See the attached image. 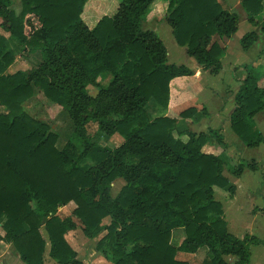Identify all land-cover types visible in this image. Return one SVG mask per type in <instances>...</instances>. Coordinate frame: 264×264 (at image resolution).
<instances>
[{
	"label": "trees",
	"instance_id": "1",
	"mask_svg": "<svg viewBox=\"0 0 264 264\" xmlns=\"http://www.w3.org/2000/svg\"><path fill=\"white\" fill-rule=\"evenodd\" d=\"M104 1L20 0L16 12L12 0H0V26L7 33L0 32V106L5 109L0 112V239L25 264H44L45 253L57 264H86L66 238L77 228L88 239L104 231L95 250L110 264H190L177 253L200 249L206 250L202 264H228L226 256L234 264H249L251 247L264 246V239L229 231L216 190L229 199L236 185L224 174L222 154L203 150L206 144L225 148L223 136L211 127L189 128L191 118L206 114L205 107L163 114L172 79L193 71L168 62L162 39L143 28L151 12L161 19V10L153 11L164 2L162 18L176 43L216 75L223 67L224 40L238 29V14L219 0H119L108 14ZM263 2L239 0L248 22L259 25L241 36L243 49L264 34ZM10 43L39 51L38 65L9 72L15 60ZM260 77L248 70L240 78L229 115L231 130L251 148L264 140L254 122L264 113ZM89 86L98 87L95 95ZM34 88L66 110L74 125V136L61 149L48 124L22 107ZM150 105L158 115L149 112ZM89 124L96 127L93 134L87 132ZM98 134L122 140L107 146L95 139ZM245 169L256 171L260 164L238 159L228 167L237 178ZM116 179L124 183L112 196ZM70 204L71 211L61 214ZM260 210L264 216V207ZM177 227L184 229V238L174 245Z\"/></svg>",
	"mask_w": 264,
	"mask_h": 264
},
{
	"label": "rangeland",
	"instance_id": "2",
	"mask_svg": "<svg viewBox=\"0 0 264 264\" xmlns=\"http://www.w3.org/2000/svg\"><path fill=\"white\" fill-rule=\"evenodd\" d=\"M165 0H156V2H162ZM221 4L224 7H228L231 11H235L238 13L240 11V3L239 0H219ZM106 3V10L109 12L106 13H112L119 2V0H106L104 1ZM90 1H88L85 4L84 10L87 9L88 4ZM98 5H102L103 0L101 2H97ZM104 3V4H105ZM154 6V5H153ZM153 6L151 9H153ZM165 3L163 2V5L161 3H158L155 5V10L160 11L161 15L160 18L156 17V21L151 22V15H147V20L143 23V28H148L154 30L157 35L162 39L163 43L166 46L167 49V57L168 62L175 63V64H185L187 67H189L191 70L193 69V74L196 73V78H187L185 80V84L181 87L182 90H186L187 87H189V84H193L194 88L197 84H202L204 87V91L197 94H199V98L201 100L207 99L210 100L211 103L206 105L209 108V111L206 112V114L198 113L193 117V121L191 123L199 122V120L204 116V124L201 126H197L194 124L190 129H194L200 132L206 131L207 128L212 127L217 129L219 132H221V135L223 136L224 140L228 142L226 144L225 148H220L216 146L218 153L222 154V156L226 159L227 165L226 169L224 170V174L228 177L229 180H231L234 184H236V191L232 198L224 199V190L217 189L216 191V198L219 199L222 202L224 214H225V220L227 221V226L230 232H232L235 235L241 236L245 232H249L261 239H264V216L262 214V211L260 208L264 207V160L261 159V161H258L259 154L257 148H251V147H244V150L239 154V159L244 160H251L255 159L260 164V169L256 171H250L248 169H245L244 172L240 177H234L232 176L229 171L228 167H232L233 165L237 164L238 159L236 156V148H238V145L241 144L239 140L235 139V134L233 131L228 127L227 119H228V112L232 108L234 104L233 100V93L235 91V79L237 77H244L248 70H254V72H257L258 74L264 73L263 68L257 67L254 69L255 62H257V58L264 59V34H260V38L253 43V45L249 48L248 58L244 61L243 65H240L238 67L237 72H235V67L232 68V65H235V58L227 56L224 60V65L226 66V69L224 72H222V75L220 77H215V75H211L208 72L204 71L203 69H199V65L195 61L193 57H190L187 55L186 51H183L182 46H179L171 32V27L166 23L164 18V8ZM11 7L18 12L20 10V0H12ZM99 13V12H98ZM163 14V15H162ZM97 15V14H96ZM153 16V15H152ZM1 22V20H0ZM238 33L240 34L243 30V23H241L238 26ZM258 30V29H257ZM0 32L7 35V33L1 28L0 26ZM233 43H231L230 47V54L232 55L235 51V34H233ZM230 44V43H229ZM10 47L14 49L15 52V60L8 68L9 72H14L16 70H27L30 68H33L38 65L40 61V53L37 52H27L23 51L19 48V45L16 46L14 43H10ZM230 60V62H229ZM232 61V62H231ZM264 64V60L261 63ZM238 65V63H237ZM199 66V67H198ZM253 67V68H252ZM223 71V70H221ZM220 71V72H221ZM219 72V73H220ZM192 74V75H193ZM106 82H102L104 84ZM198 85L196 89H199ZM98 90L97 86H89L88 92L91 95H95ZM189 93H192V89L188 88ZM206 91V92H205ZM218 97L222 99L223 101V107H221L220 102L218 101ZM216 100L218 101L217 104ZM196 101V100H195ZM195 101H190L185 104H183L181 109L194 105ZM207 104V102H206ZM22 107L25 110V112L31 116L32 118L45 122L48 124L50 129L57 134V142L56 146L61 149L64 144L74 136V125L66 112V110L62 109L59 105L53 104L52 102L48 101L42 93L37 89H33V94L31 97H29L27 100H25L22 103ZM221 107V108H220ZM149 112L152 113L153 116L158 115V109L155 110L153 105H150L148 107ZM5 109L0 106V112H4ZM166 115L165 113H163ZM262 114V117L264 119V113ZM260 121V120H259ZM190 124V123H188ZM96 130V127L94 124H89L87 126V132L89 134H93ZM177 135V133H175ZM185 139V137H182ZM95 139L100 142L101 144L107 145V146H116L120 143L122 140L120 136L114 134L112 136H106L102 134H98V136L95 137ZM242 146H244V143H242ZM214 149V148H213ZM213 151H216L215 149ZM262 162V163H261ZM123 181L121 179H116L111 183V194L114 196L116 192L119 190L120 186L123 185ZM72 204L66 205L65 207L60 208L61 214H66L71 211ZM44 233V230H43ZM3 234L2 229L0 228V237ZM104 234V231L99 234L97 237L93 238L92 241H85L84 244H87L89 242V246L93 245L94 243H97L98 239L102 237ZM45 235V234H44ZM184 237V229L182 227H177L172 230L171 235V242L174 245L180 244L181 240ZM67 240L70 242V244L73 247H77L79 244L80 239L86 238L83 234L81 229L77 228L75 230H70L66 234ZM80 245V247H83V245ZM2 245H0L1 247ZM48 249V244H47ZM96 255H99L100 258H105L106 262L110 264V260L102 255L101 252L96 250ZM205 249H200L196 253H186V252H178L177 258L181 260L188 261L190 264H202V260L205 256ZM16 252L13 250V248L10 246L8 254L10 255L9 258H11V254ZM251 259L249 264H264V246L262 245H256L251 247ZM45 261L46 264H56L54 261L51 260L45 253ZM97 258V257H95ZM226 261L228 264H234V260L232 256H226ZM93 261V260H92Z\"/></svg>",
	"mask_w": 264,
	"mask_h": 264
},
{
	"label": "crops",
	"instance_id": "3",
	"mask_svg": "<svg viewBox=\"0 0 264 264\" xmlns=\"http://www.w3.org/2000/svg\"><path fill=\"white\" fill-rule=\"evenodd\" d=\"M239 2V1H238ZM263 5H264V2H263ZM231 9V8H230ZM240 11H238V16H239V23H238V26L241 24V23H243V30H242V32L239 34L238 33V30L235 32V51H234V53L231 55L230 53V47H231V43H233L232 41L234 40L233 39V36H231L230 38H227V39H225L224 40V45H225V53H224V55L222 56V59H221V61H222V64H223V67H222V69L221 70H223V71H221L220 73H218V74H216L215 75V77H220V75H222V72H224V70L226 69V66L224 65V60H225V58L227 57V56H229V57H234L235 58V65H232V68H234L235 67V72H237L238 70H236V69H238V67L240 66V65H243L244 64V61L248 58V53H249V48L248 49H243L242 47H241V45H240V42H239V40H240V38H241V36L244 34V33H246V32H248V31H250V30H257L258 28H259V25H256V26H254V25H252L251 23H249L248 22V20H247V15H246V13L244 12V10L242 9V7L240 6ZM154 14V13H153ZM152 14V15H153ZM151 15V14H150ZM151 15V17H150V19H151V22L152 21H156V17H154V16H152ZM230 43V44H229ZM183 49V51H186V48L185 47H182ZM257 59V62L258 63H256L255 62V67L257 66V67H262L263 68V70H264V64L262 65L261 63H262V61L264 60H261L262 58H259L258 59V57H256ZM229 62H230V60H229ZM232 62V61H231ZM237 63H238V65H237ZM199 67V66H198ZM199 69H201L200 67H199ZM192 71H194L193 69H192ZM190 77H192V78H196V73H194L193 75H190V76H181V77H176V78H174V79H172V81L170 82V99H169V104H168V107H167V110H166V114H168V115H170V116H175V115H177V113L181 110V106L183 105V104H185V103H187V102H190V101H195V103H194V105H196L197 107H205L206 108V111L208 112L209 111V108H208V106H206V105H208V104H210L211 103V101L210 100H207V99H203V100H201L200 98H199V94H197V92H199V93H201V92H203L204 91V87L202 86V84H197L196 86H195V88H194V85H195V83H193V84H189V87H187V89L186 90H182V86L185 84V80L187 79V78H190ZM240 78H242V77H237L236 79H235V91L237 90V88H238V86H239V83H240ZM197 79V78H196ZM259 84L260 85H263L264 86V73H261V77H260V79H259ZM198 85H201V86H199V89L197 90L196 89V87L198 86ZM188 88L189 89H192V93H189V91H188ZM203 91H202V90ZM235 91H234V93H235ZM206 92V91H205ZM234 93H233V97H234ZM232 97V98H233ZM218 101L220 102V105H221V107H223L224 105H223V101H222V99H220L219 97H218ZM218 101L216 100V103L215 104H217L218 103ZM206 102H207V104H206ZM233 106H234V104H233ZM233 106H232V108L229 110V112H228V119H227V123H228V127H230V122H229V115H230V113H231V111L233 110ZM220 107V108H221ZM264 115V114H263ZM204 116L199 120V122H196L195 121V123H190L189 124V127L191 128L192 126H194V124L195 125H197V126H201L202 124H204L205 122L203 121L204 120ZM260 120V121H259ZM193 121V118H191V122ZM254 122H255V124H256V126H257V128L259 129V131L262 133V135H263V137H264V119H263V117H262V114H260V113H258L257 115H255L254 116ZM212 128V127H211ZM231 129V128H230ZM192 131H194V132H196V130H194V129H191ZM201 131V130H200ZM197 132H199V131H197ZM220 134H221V132H219ZM235 139L237 140L238 138H237V136L235 135ZM223 140H224V138H223ZM240 142V141H239ZM224 143L225 144H227L228 142L226 141V139L224 140ZM241 144H239L238 145V148H236V151H235V153H236V156H237V159H239L240 158V156H239V154L244 150V147H247V146H242V142H240ZM216 146H214V144H206L204 147H203V150L204 151H206V152H212V153H218V151H217V149L215 148ZM216 150V151H213L214 149ZM221 148V147H220ZM254 148H257L258 149V154H259V159H258V161H261V159H263L264 160V140H263V142H261L257 147H254ZM262 163V162H261ZM263 164H264V162H263ZM236 185V184H235ZM1 228V227H0ZM3 235V234H2ZM1 235V236H2ZM184 238V237H183ZM86 239V240H85ZM89 241V240H91L92 241V239H89L88 240V238H84V239H80L79 240V244L77 245V247H74L75 249H76V251L78 252V257H79V259H81V260H83L86 264H108L107 262H106V260H105V258H100L99 257V255H96V250H95V244L96 243H94L93 245H91V246H89V242H87V244H84V242L85 241ZM182 241V240H181ZM82 244H84L83 245V247H80V245H82ZM0 245H2L1 247H0V260H1V262H3V264H25V263H23L21 260H20V258H19V256L17 255V254H15V253H12L11 255V258H9V254H8V251H9V247H10V245L8 244V243H5L3 240H1L0 239ZM95 257H97V258H95ZM45 258H46V256H45ZM52 261H54L53 259H51ZM93 260V261H92ZM55 262V261H54ZM56 263V262H55ZM44 264H46V261L44 262ZM57 264V263H56Z\"/></svg>",
	"mask_w": 264,
	"mask_h": 264
},
{
	"label": "built area",
	"instance_id": "4",
	"mask_svg": "<svg viewBox=\"0 0 264 264\" xmlns=\"http://www.w3.org/2000/svg\"><path fill=\"white\" fill-rule=\"evenodd\" d=\"M0 264H3V262H1V260H0Z\"/></svg>",
	"mask_w": 264,
	"mask_h": 264
}]
</instances>
